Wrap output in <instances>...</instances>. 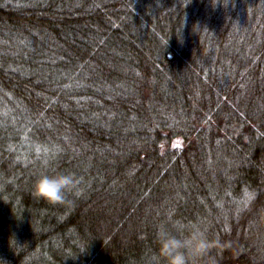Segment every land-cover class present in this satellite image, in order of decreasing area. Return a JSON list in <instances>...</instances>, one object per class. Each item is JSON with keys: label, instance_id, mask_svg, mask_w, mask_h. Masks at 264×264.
<instances>
[{"label": "trees", "instance_id": "trees-1", "mask_svg": "<svg viewBox=\"0 0 264 264\" xmlns=\"http://www.w3.org/2000/svg\"><path fill=\"white\" fill-rule=\"evenodd\" d=\"M160 224L264 264V0H0V264H149Z\"/></svg>", "mask_w": 264, "mask_h": 264}, {"label": "clouds", "instance_id": "clouds-1", "mask_svg": "<svg viewBox=\"0 0 264 264\" xmlns=\"http://www.w3.org/2000/svg\"><path fill=\"white\" fill-rule=\"evenodd\" d=\"M79 183L80 180L71 173L42 172L32 184V194L51 204L61 203L68 192L78 193ZM155 235L158 248L150 253L149 264H198L211 245L206 232L195 225L185 232L179 225L173 231L160 224Z\"/></svg>", "mask_w": 264, "mask_h": 264}]
</instances>
